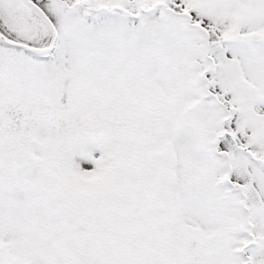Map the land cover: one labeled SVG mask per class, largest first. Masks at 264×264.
Listing matches in <instances>:
<instances>
[{
  "label": "snow or ice",
  "instance_id": "1",
  "mask_svg": "<svg viewBox=\"0 0 264 264\" xmlns=\"http://www.w3.org/2000/svg\"><path fill=\"white\" fill-rule=\"evenodd\" d=\"M0 264H264V0H0Z\"/></svg>",
  "mask_w": 264,
  "mask_h": 264
}]
</instances>
